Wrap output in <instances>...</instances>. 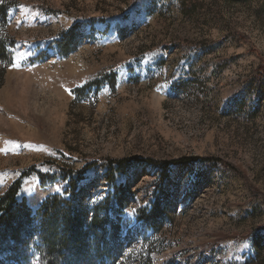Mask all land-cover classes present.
<instances>
[{
	"label": "rangeland",
	"instance_id": "374dc122",
	"mask_svg": "<svg viewBox=\"0 0 264 264\" xmlns=\"http://www.w3.org/2000/svg\"><path fill=\"white\" fill-rule=\"evenodd\" d=\"M1 6L0 197L20 180L33 215L56 195L76 197L86 228L108 215L89 264H264V0ZM96 159L132 162L71 190ZM38 241L0 264H37Z\"/></svg>",
	"mask_w": 264,
	"mask_h": 264
},
{
	"label": "trees",
	"instance_id": "16d2710c",
	"mask_svg": "<svg viewBox=\"0 0 264 264\" xmlns=\"http://www.w3.org/2000/svg\"><path fill=\"white\" fill-rule=\"evenodd\" d=\"M2 18H7V12L6 7L1 6L0 19ZM67 34L69 35V44H71L76 34V26ZM64 46L60 51L62 55H68L74 50V47H69L70 45L67 43ZM0 58L5 64L0 73L1 85L6 68L11 65L8 59L9 53L1 45ZM260 69L263 70L264 68ZM193 161L195 159H182L173 163L183 165ZM131 162L130 159H96L90 162L83 171L73 175L77 176L78 179L70 177L69 187L71 190L75 189L77 181L83 179L84 172L96 167L106 169L105 178L111 182L115 179L116 173L128 168ZM160 166L165 168L169 166V163H161ZM20 188L21 181L19 180L12 185L4 196L0 197V252L17 246L26 233L39 231V241L36 243L39 256L37 264H89L82 256L84 254L91 256L100 250L97 230L102 231V238L105 240L107 237L106 225L109 221L108 215L103 219L94 215L89 227L86 228L89 214L83 207L78 206L75 196L72 200H67L61 195L47 199L37 214L33 215L27 204L18 200ZM36 222H38L37 225H35ZM90 236H94L91 241H89ZM89 246L90 250L87 251Z\"/></svg>",
	"mask_w": 264,
	"mask_h": 264
}]
</instances>
